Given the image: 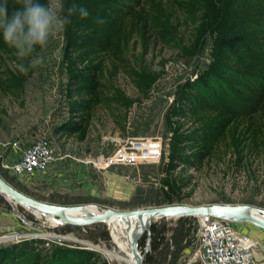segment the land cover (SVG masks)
<instances>
[{
  "label": "rangeland",
  "instance_id": "374dc122",
  "mask_svg": "<svg viewBox=\"0 0 264 264\" xmlns=\"http://www.w3.org/2000/svg\"><path fill=\"white\" fill-rule=\"evenodd\" d=\"M61 46L59 30L37 53L43 63L32 67L20 95L0 98V178L11 188L35 201L64 208L90 206L126 213L166 205H241L264 211V157L261 155L246 156L241 163L235 164L230 154L220 153L218 159H212L198 169H185L181 177L188 186L181 190L183 197L179 202L168 204L159 192L168 138L163 116L175 87L192 81L209 62L207 38L202 50L191 58L181 57L176 50L156 44L148 48L144 60L160 73V77L151 87L147 99L140 97L123 73L116 74L115 86L139 104L126 112L113 107L97 108L81 142L74 135L60 131L68 118ZM1 62L7 65L5 59ZM209 93H212L209 100L216 105L246 113V105L229 92L216 91L214 87ZM38 140L45 141L53 155L47 169L15 175L4 167L5 163L17 158L13 146L23 149ZM138 140L160 142V156L147 162L138 160L134 164L118 162L98 166L106 163L105 159L119 146H129ZM62 155L68 158L62 161ZM63 163L76 165L65 168ZM187 193L189 196H185ZM229 223L236 231L252 238L255 264H264V231L246 222ZM142 225L135 226V233ZM151 228L158 232L162 241L151 242ZM180 230L185 236L180 240L178 250L174 241L179 238ZM196 230V216L151 221L136 242L142 264H199L192 259ZM36 241L43 242L42 248L47 249L48 254L58 253L56 260H50L48 264H64L69 260L62 257L66 250L81 249L96 251L105 264H124L97 249H114L111 236L101 222L84 227L67 224L47 227L29 208L0 194V255L6 254L13 245L21 242L31 245ZM19 263L34 264L33 256H26Z\"/></svg>",
  "mask_w": 264,
  "mask_h": 264
},
{
  "label": "trees",
  "instance_id": "16d2710c",
  "mask_svg": "<svg viewBox=\"0 0 264 264\" xmlns=\"http://www.w3.org/2000/svg\"><path fill=\"white\" fill-rule=\"evenodd\" d=\"M64 2L66 7L75 3L87 8L89 16L74 14L71 23L61 29L68 115L61 132L81 142L97 108L126 112L139 104L115 86L113 79L120 72L140 97L147 99L160 77L144 60L150 46L160 45L191 58L202 50L207 38L209 62L192 81L175 87L163 116L168 138L166 160L160 170V195L168 204L179 202L181 190L188 186L182 172L198 169L218 159L220 153L230 154L235 164L246 156L264 157V0ZM2 3H7L11 14L20 7L21 0H0ZM40 49L36 48L34 57ZM15 53L0 31V98H17L31 76L32 67L22 73L17 65L23 62L28 66L32 58L20 61ZM214 87L240 99L247 107L246 113L211 102L209 92ZM150 230L153 243L160 236ZM178 235L174 244L179 250L185 234L180 230ZM42 245L41 241L13 245L0 255V264H21L26 256H33L34 264L56 260L58 253L48 254ZM62 257L69 259L64 264H105L89 250H66Z\"/></svg>",
  "mask_w": 264,
  "mask_h": 264
},
{
  "label": "built area",
  "instance_id": "2783aa9c",
  "mask_svg": "<svg viewBox=\"0 0 264 264\" xmlns=\"http://www.w3.org/2000/svg\"><path fill=\"white\" fill-rule=\"evenodd\" d=\"M13 147L12 151L17 154V158L4 165L12 174L43 172L53 161L52 152L43 140L33 142L23 149ZM160 151V142L138 140L129 146H119L105 159L106 163H99L98 166L106 167L118 162L134 164L138 160L153 161L160 156ZM66 158L67 155H62V161ZM196 218V247L192 255L194 261L199 264H255V242L247 234L233 229L230 221L206 215Z\"/></svg>",
  "mask_w": 264,
  "mask_h": 264
},
{
  "label": "clouds",
  "instance_id": "9594fccd",
  "mask_svg": "<svg viewBox=\"0 0 264 264\" xmlns=\"http://www.w3.org/2000/svg\"><path fill=\"white\" fill-rule=\"evenodd\" d=\"M77 13L82 18L89 16L87 8L78 7L75 3L66 7L64 0H47V3L21 0L20 7L11 14L7 3L0 4L3 40L16 50L15 54L20 61L32 58L28 66L23 62L17 65L20 72L27 73L29 67L43 63L41 57H34L36 48L46 46L50 37L69 25L72 16Z\"/></svg>",
  "mask_w": 264,
  "mask_h": 264
},
{
  "label": "water",
  "instance_id": "95a60500",
  "mask_svg": "<svg viewBox=\"0 0 264 264\" xmlns=\"http://www.w3.org/2000/svg\"><path fill=\"white\" fill-rule=\"evenodd\" d=\"M0 192L2 195H6L14 203L29 208L30 210L37 211L39 214H44L49 216L52 221L56 219H61L63 224L73 225L78 227L89 226L94 223H98L100 219L109 216H141L146 215L145 224L142 226L138 236L132 240V253L136 255V241L137 239L146 231V228L150 225V221L153 218H164L168 220H173L182 217L190 216H212L220 218L226 221L232 222H246L264 231V211L249 208L241 205H200V206H187V205H166L156 208H145L140 210H135L131 212H117L109 209L103 210L101 214L94 217H89L87 219L73 220L69 218H64L60 214V211L72 209V210H84V207H71L64 208L56 205H49L42 202L35 201L28 198L19 192L11 188L6 182L0 178ZM249 210L255 211L260 215H253ZM88 250V249H87ZM93 251V250H89ZM96 252V251H93Z\"/></svg>",
  "mask_w": 264,
  "mask_h": 264
},
{
  "label": "bare ground",
  "instance_id": "6f19581e",
  "mask_svg": "<svg viewBox=\"0 0 264 264\" xmlns=\"http://www.w3.org/2000/svg\"><path fill=\"white\" fill-rule=\"evenodd\" d=\"M3 196L9 199L6 195ZM31 211L34 213L36 217H38V219L41 221V224H43L44 226L55 227L63 224V221L61 219H56L55 221H52L47 215L39 214L37 211L34 210ZM102 211L103 210H99L95 207L86 206L84 207V210L67 209L60 211V214L64 218L80 220V219H87L89 217H94L96 215H99L102 213ZM249 212L253 215H260L252 210H249ZM146 218L147 216L143 214L141 216H132V217L109 215L100 219L99 222L105 225L107 231L111 236L112 242L114 244V249L107 250L101 247H97V249L100 252L104 253L106 256H108L110 259H116L118 261L123 262L124 264H142V260L139 258L140 253L138 252L137 247L135 249L136 255H134L132 253L131 244H132V240L136 238L140 232L139 230L137 233H135V226H137L139 223H143L144 225ZM157 219L159 218H153L151 221Z\"/></svg>",
  "mask_w": 264,
  "mask_h": 264
},
{
  "label": "crops",
  "instance_id": "0c3cea01",
  "mask_svg": "<svg viewBox=\"0 0 264 264\" xmlns=\"http://www.w3.org/2000/svg\"><path fill=\"white\" fill-rule=\"evenodd\" d=\"M71 164H74V166L76 165V163H63L62 166H65V168H66L67 166H72Z\"/></svg>",
  "mask_w": 264,
  "mask_h": 264
}]
</instances>
